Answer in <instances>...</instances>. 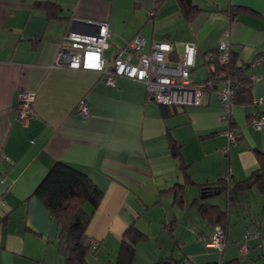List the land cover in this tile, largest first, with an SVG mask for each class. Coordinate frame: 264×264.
<instances>
[{
    "label": "crops",
    "instance_id": "0c3cea01",
    "mask_svg": "<svg viewBox=\"0 0 264 264\" xmlns=\"http://www.w3.org/2000/svg\"><path fill=\"white\" fill-rule=\"evenodd\" d=\"M44 1L57 2L59 15L49 14ZM192 1L199 11L187 20L178 0H0V264H65L59 226L34 193L59 160L86 171L104 190L87 230L96 248L89 264H114L132 222L148 234L137 244L134 264L185 256L193 264H264L260 191L240 190L229 200L224 193L207 198L201 188L220 176L231 183L249 177L259 166L257 152H264V125L256 128L251 121L264 112V0ZM75 19L109 23V58L137 34L146 39L143 53L156 41L172 42L170 64L181 59L186 42H196L194 82L210 76L208 53L221 42L239 60L260 59L249 69L256 102L232 107L240 140L228 147V124L214 90L205 103L177 104L164 116L141 81L119 77L110 85L98 71L54 65L65 33L98 30ZM22 90L35 93L27 121L17 114ZM84 98L87 116L76 112ZM171 138L180 146L179 157L169 149ZM181 160L188 164V179ZM177 182L186 183L180 202L162 192ZM203 202L228 212L223 250L207 245L215 225L201 213ZM248 233L260 236H250L243 252Z\"/></svg>",
    "mask_w": 264,
    "mask_h": 264
},
{
    "label": "trees",
    "instance_id": "16d2710c",
    "mask_svg": "<svg viewBox=\"0 0 264 264\" xmlns=\"http://www.w3.org/2000/svg\"><path fill=\"white\" fill-rule=\"evenodd\" d=\"M178 1L187 20H192L199 11V8L192 0ZM40 4H43L46 7L49 14L54 16L59 15L57 13L61 7L57 2L47 3L44 1L40 2ZM237 8L240 9L241 7ZM229 12L230 16H233L234 11L229 10ZM218 49L219 45L216 49L208 53V56L210 57L209 62L214 64L215 69H213L211 65L210 76L204 81H195V85L211 91L217 89L223 82L222 79L224 77L221 75L223 70L226 75L231 76L232 80L238 82L240 85L232 95V104L255 103L256 98L252 94V87L254 84L252 78L253 73L249 71L254 62L239 60L238 53L234 52L230 46L229 61L227 63H220L217 60L219 54ZM214 55L216 56L214 57ZM209 80L214 81L211 87L207 83ZM160 105L161 113L164 116H167L169 113H172V107H175L177 104L160 103ZM229 126L231 128H235L236 126V122L232 115L229 117ZM169 149L178 157L181 155L180 146L175 139H170ZM257 154L259 166L249 177L231 183L228 177L220 176L217 181L214 182L212 187H203L204 184H202L201 188L204 190L203 196L207 198L211 197L212 195L217 194L214 191L220 190L221 193L219 195L224 193L230 200L234 198L237 191L257 188L262 194V215L264 216V152L258 151ZM187 167L188 164L181 160L180 168L188 179L190 174L187 171ZM185 184V182H177L174 186L165 189L162 192L172 193L174 199L177 202H180L184 193ZM34 193L43 201L59 226L58 250L65 257V264H89V253L95 251L96 248L93 247V244L88 240L87 230L91 219L104 196V190L86 171L66 161L59 160L49 169L47 174L35 188ZM200 210L208 221L215 225V229L218 226L223 229L226 239V232L229 223V216L226 208H223L218 204L203 202L200 206ZM213 233L208 241L211 240ZM258 234L260 236V233ZM255 236L259 237L258 235ZM147 239L148 234L146 232L141 230L134 222L130 223L123 233L118 255L114 264H134L137 244L140 241ZM245 241L247 244V240L244 239L240 244L241 248ZM225 246L217 248L223 250ZM243 254L244 253H242L240 258L236 261L240 260L242 256H244ZM160 262L162 264H193L188 256L180 259L166 257ZM207 264L221 263L216 262Z\"/></svg>",
    "mask_w": 264,
    "mask_h": 264
},
{
    "label": "built area",
    "instance_id": "2783aa9c",
    "mask_svg": "<svg viewBox=\"0 0 264 264\" xmlns=\"http://www.w3.org/2000/svg\"><path fill=\"white\" fill-rule=\"evenodd\" d=\"M98 23V30L94 33L72 30L65 33L59 44L54 65L98 71L103 81L110 85L117 84L119 77L141 81L145 83L152 98L163 104H202L206 102L209 89L195 85L191 77L197 52L196 42H186L181 59L170 64L167 61V53L173 50L172 42L156 41L152 44L149 53H143L142 49L146 44V39L137 34L126 40L120 51L109 58L105 55V50L110 47L111 30L109 23L107 21ZM218 50L217 60L220 63H227L230 59V44L221 42ZM123 52L126 53V57L121 56ZM133 57H138V62H133ZM259 60L255 59L254 63L259 62ZM212 68L215 69L214 64H212ZM221 75L224 77L223 82L214 91L218 93L223 105L222 117L228 124L225 133L228 137L229 147L236 143L240 137L237 130L229 126V117L232 115L233 107L232 95L240 85L233 81L231 76L226 75L223 70ZM252 78L255 80V75H252ZM207 83L211 87L214 81L209 80ZM19 98L18 118L27 121L34 113L32 103L35 93L30 90H22ZM76 112L84 116L90 114V105L86 98L79 102ZM251 121L254 127H262L264 125V113H256ZM252 235H256V233H248L246 240ZM225 244V233L218 226L207 245L222 248ZM247 248L245 241L242 251H247Z\"/></svg>",
    "mask_w": 264,
    "mask_h": 264
},
{
    "label": "water",
    "instance_id": "95a60500",
    "mask_svg": "<svg viewBox=\"0 0 264 264\" xmlns=\"http://www.w3.org/2000/svg\"><path fill=\"white\" fill-rule=\"evenodd\" d=\"M74 22L84 23V24H96L99 27V23L98 22H93V21H88V20H83V19H75ZM214 192L217 193V194L221 193L220 190H216Z\"/></svg>",
    "mask_w": 264,
    "mask_h": 264
},
{
    "label": "rangeland",
    "instance_id": "374dc122",
    "mask_svg": "<svg viewBox=\"0 0 264 264\" xmlns=\"http://www.w3.org/2000/svg\"><path fill=\"white\" fill-rule=\"evenodd\" d=\"M220 196V195H219ZM215 197H218V196H215Z\"/></svg>",
    "mask_w": 264,
    "mask_h": 264
}]
</instances>
